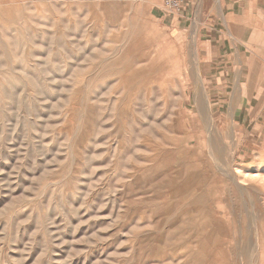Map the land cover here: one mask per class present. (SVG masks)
<instances>
[{
  "label": "rangeland",
  "instance_id": "374dc122",
  "mask_svg": "<svg viewBox=\"0 0 264 264\" xmlns=\"http://www.w3.org/2000/svg\"><path fill=\"white\" fill-rule=\"evenodd\" d=\"M178 15L0 0V264H264V33Z\"/></svg>",
  "mask_w": 264,
  "mask_h": 264
},
{
  "label": "crops",
  "instance_id": "0c3cea01",
  "mask_svg": "<svg viewBox=\"0 0 264 264\" xmlns=\"http://www.w3.org/2000/svg\"><path fill=\"white\" fill-rule=\"evenodd\" d=\"M178 12V32L185 31L188 23L193 24V17H217L221 18V26L207 29L206 33L237 34V37L229 40L223 35L220 39L208 37L204 41L212 48L232 45L235 48H254L255 33H264V0H183ZM202 32L199 30L200 34ZM232 40L236 42L232 43Z\"/></svg>",
  "mask_w": 264,
  "mask_h": 264
},
{
  "label": "built area",
  "instance_id": "2783aa9c",
  "mask_svg": "<svg viewBox=\"0 0 264 264\" xmlns=\"http://www.w3.org/2000/svg\"><path fill=\"white\" fill-rule=\"evenodd\" d=\"M165 5L169 8L179 11L182 7L183 0H163Z\"/></svg>",
  "mask_w": 264,
  "mask_h": 264
}]
</instances>
